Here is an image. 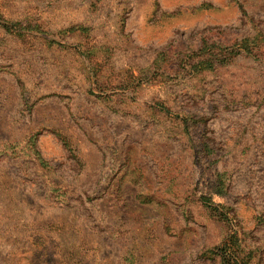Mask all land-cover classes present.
<instances>
[{"label": "rangeland", "instance_id": "374dc122", "mask_svg": "<svg viewBox=\"0 0 264 264\" xmlns=\"http://www.w3.org/2000/svg\"><path fill=\"white\" fill-rule=\"evenodd\" d=\"M0 264H264V0H0Z\"/></svg>", "mask_w": 264, "mask_h": 264}]
</instances>
